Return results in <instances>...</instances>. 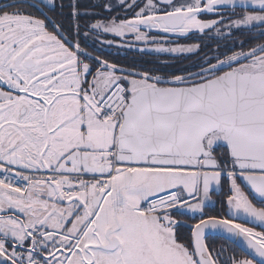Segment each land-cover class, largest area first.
Wrapping results in <instances>:
<instances>
[{"label":"snow or ice","instance_id":"6c2138e0","mask_svg":"<svg viewBox=\"0 0 264 264\" xmlns=\"http://www.w3.org/2000/svg\"><path fill=\"white\" fill-rule=\"evenodd\" d=\"M0 264H264V0H0Z\"/></svg>","mask_w":264,"mask_h":264},{"label":"flooded vegetation","instance_id":"af4514ba","mask_svg":"<svg viewBox=\"0 0 264 264\" xmlns=\"http://www.w3.org/2000/svg\"><path fill=\"white\" fill-rule=\"evenodd\" d=\"M67 4L68 0H64ZM85 2H94V0H85ZM119 62L122 64L132 63L133 61H143L149 67H159L162 66V61L168 59L167 57H156V56H141L135 53L125 52L119 56ZM171 62V61H169ZM183 66H191L194 60H183L180 62ZM213 213L219 212V205H213L210 209ZM222 242V241H221Z\"/></svg>","mask_w":264,"mask_h":264}]
</instances>
